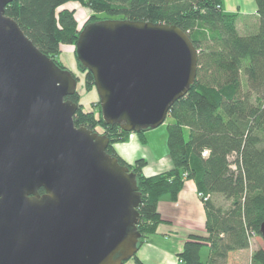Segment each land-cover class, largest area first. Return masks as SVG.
I'll list each match as a JSON object with an SVG mask.
<instances>
[{
  "label": "water",
  "instance_id": "95a60500",
  "mask_svg": "<svg viewBox=\"0 0 264 264\" xmlns=\"http://www.w3.org/2000/svg\"><path fill=\"white\" fill-rule=\"evenodd\" d=\"M11 1L0 0V264H123L141 238L136 175L106 152V135L74 125L73 73L5 15ZM75 56L102 120L125 132L163 124L197 74L192 41L165 23L86 24Z\"/></svg>",
  "mask_w": 264,
  "mask_h": 264
},
{
  "label": "trees",
  "instance_id": "16d2710c",
  "mask_svg": "<svg viewBox=\"0 0 264 264\" xmlns=\"http://www.w3.org/2000/svg\"><path fill=\"white\" fill-rule=\"evenodd\" d=\"M71 1L108 16L91 22L165 23L177 26L192 41L198 52L195 81L167 115L171 121L166 125V147L172 168L145 176L143 159L126 163L114 144L127 141L132 132L107 125L100 115L109 139L106 152L136 175L138 245L162 221L158 202L175 200L185 181L193 180L197 192L207 196L198 197L205 232L187 237L177 264H238L232 254L248 249L252 236L261 237L264 221V0H256L258 27L249 35L237 32L236 16L222 12L220 0H12L5 15L62 69L57 61L60 46L75 44L81 30L74 13L65 8ZM81 69L85 83L93 84L92 75ZM66 99L77 103L75 93ZM73 122L90 130L95 126L90 113L78 110ZM145 131L133 133L143 140ZM217 197L229 205L217 204ZM249 264H264L263 248L254 250Z\"/></svg>",
  "mask_w": 264,
  "mask_h": 264
},
{
  "label": "crops",
  "instance_id": "0c3cea01",
  "mask_svg": "<svg viewBox=\"0 0 264 264\" xmlns=\"http://www.w3.org/2000/svg\"><path fill=\"white\" fill-rule=\"evenodd\" d=\"M221 10L236 16L235 28L240 35L256 32L258 15L256 0H220ZM147 130L140 135L130 133L127 141L114 144L116 153L128 164L143 159L145 176L155 175L172 168L167 147L159 150L150 148L155 134ZM193 180L185 181L175 200L163 198L158 202L157 210L162 221L156 225L138 246L135 257L123 264H177V254L191 234H204V208L197 195ZM243 251V250H242ZM241 252V251H239Z\"/></svg>",
  "mask_w": 264,
  "mask_h": 264
},
{
  "label": "rangeland",
  "instance_id": "374dc122",
  "mask_svg": "<svg viewBox=\"0 0 264 264\" xmlns=\"http://www.w3.org/2000/svg\"><path fill=\"white\" fill-rule=\"evenodd\" d=\"M88 2L90 0H87ZM65 8L70 9L76 18L79 29H82L86 24L94 23L91 21L97 20V18L108 17L105 14H96L91 7H84L80 5L76 1L68 2L65 5ZM57 61L67 70L71 71L77 81L75 94L77 95V110L81 114H91L93 117V131L98 134H104L105 128L101 124L100 120V104L99 97L96 93L93 84L85 83V72L82 71L79 62L75 59V44L72 45H64L60 46V53L57 57ZM76 110V111H77ZM171 119L166 117L163 124L158 126L155 129H151L149 132L155 134V138H153V142L150 146L151 149L154 147L156 149L163 148V151L166 149V125L169 123ZM105 135V134H104ZM154 146V147H153ZM216 203L222 206H228L229 202L224 201L220 197H217ZM257 248L264 249V241L261 237L252 236L250 239V246L248 249L243 250L241 252H236L232 254V259L236 260L238 264H249L250 257L254 250Z\"/></svg>",
  "mask_w": 264,
  "mask_h": 264
},
{
  "label": "built area",
  "instance_id": "2783aa9c",
  "mask_svg": "<svg viewBox=\"0 0 264 264\" xmlns=\"http://www.w3.org/2000/svg\"><path fill=\"white\" fill-rule=\"evenodd\" d=\"M204 156H205V153H204ZM183 176L185 177L186 174H183ZM197 195H198L199 198L202 197V195L200 193H198ZM202 199L206 200L207 196L202 197Z\"/></svg>",
  "mask_w": 264,
  "mask_h": 264
}]
</instances>
